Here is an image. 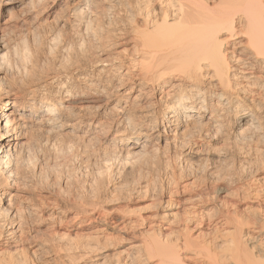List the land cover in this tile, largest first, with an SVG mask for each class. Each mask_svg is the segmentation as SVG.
<instances>
[{
	"label": "rangeland",
	"instance_id": "1",
	"mask_svg": "<svg viewBox=\"0 0 264 264\" xmlns=\"http://www.w3.org/2000/svg\"><path fill=\"white\" fill-rule=\"evenodd\" d=\"M137 1L88 0L86 6L75 0L42 5L25 0L0 9V77L3 83L13 82L21 98L8 114L11 119L20 112L19 122L27 124L18 152L24 172L18 174L17 187L24 200L13 197L10 203L19 211L13 218L0 217L3 231L17 221L16 243L3 249L1 259L10 255L18 264H159L162 250L184 238L180 226L190 214L188 225L202 223L198 242L189 245L202 250L198 260L215 256L220 264L264 262V123L261 129L233 125L232 107L242 95L234 91L216 104L223 113L216 129L205 126L209 111L187 127L165 129L168 88L154 83L141 92L133 86L142 68L131 39ZM167 1L147 7L165 8ZM74 9L82 10L77 21L71 17ZM209 83L203 76L201 91L211 100L216 90ZM63 86L81 95L74 108L58 101ZM33 88L38 100L50 98L68 111H60L52 124L42 120L43 113L35 117L23 105ZM93 91L102 108L78 102ZM127 92L130 98L125 99ZM94 114L96 125L90 123ZM142 132L147 135L143 147L118 145L119 137L135 140ZM227 210L243 221L247 235H241L240 249L230 236L223 237L222 228H215Z\"/></svg>",
	"mask_w": 264,
	"mask_h": 264
},
{
	"label": "bare ground",
	"instance_id": "2",
	"mask_svg": "<svg viewBox=\"0 0 264 264\" xmlns=\"http://www.w3.org/2000/svg\"><path fill=\"white\" fill-rule=\"evenodd\" d=\"M24 1L0 0V9L12 8ZM153 1L157 0H140L133 5V19L137 21L135 20L133 27L132 46L136 50V61L142 67L135 77L137 81L133 83V86H139L138 91L141 92L154 83L168 88L164 95L167 98L168 95L170 96V103L162 115L163 120L169 119L165 129L176 131L182 126L187 127L200 121L207 111L209 112H207L205 126L211 128L220 126L223 124V113L216 104L218 100L226 99L227 95L233 94L234 91L243 96L241 95V100L235 102L232 107L236 117L233 125L246 124L255 129L263 128L264 0H171L166 2L165 8L161 7L158 10L147 7ZM45 2L46 0H28L27 4L42 5ZM86 2L88 0H75V4ZM86 4L90 6V2ZM81 14L82 10L74 9L71 17L77 21ZM6 44L2 42L1 48L6 50ZM228 52L231 55V61L226 55ZM232 64H236L237 69L230 75L228 70ZM203 76L211 79L208 87L212 86L216 90L211 100L209 95H205L204 90L201 91V87H204L202 86ZM229 77L239 82L232 85ZM13 86V82L3 83L0 77V100H3L0 106V217L12 218L19 209L10 203L11 199L18 197L24 200V192L17 187L18 174L24 172L22 157H19L18 152L22 145L21 131L27 128V124L19 122L20 112H17L13 118H9L8 111L15 108L21 99L20 95L13 91ZM36 91V88H33L23 102L25 109L27 107L29 113L35 117L43 113L42 115L46 117L42 120L52 124L60 111L62 113L68 111L55 106L50 98L38 100ZM129 92L123 95L125 99L130 98ZM122 93L119 94L118 99H115L117 103L123 98ZM97 95V91L87 93L88 99L78 102L98 103L95 108H102L103 104L99 103ZM56 96L63 105L71 104V108H74L73 104L81 98L73 87L67 86L60 87ZM254 99L258 100L259 104H253ZM81 106L79 108L83 107ZM244 110L246 111L243 112ZM96 119L94 114L90 118V123L96 125ZM122 120L129 119L123 117ZM71 128L76 129L75 126ZM17 129L19 131L15 134ZM140 136L135 140L119 137L118 145L135 144L143 147L147 135L142 132ZM12 191H14L13 194ZM231 212L234 211L229 210L221 216L218 220L220 223L215 228H222L223 237L230 236V241L235 244V248L240 249L241 235L247 234L242 232V219L234 218ZM188 215L180 226L186 233L184 238L179 241L180 243L169 244L170 246L167 245L162 250L159 264H185L188 260L191 262L194 260L193 264H220L214 258L215 256L210 257L209 259H212L210 261L207 259L206 262L198 260L202 250L189 247L193 242L194 244L198 242L197 239L200 237L198 234L201 233L198 228L202 227V223L200 220L188 225L193 218L190 214ZM17 225V221H12L8 226L9 230H0L1 255L4 248L10 249L15 245ZM192 230L197 233L190 235ZM202 249L206 250L204 247ZM0 264H18V261L10 255L7 258L2 256Z\"/></svg>",
	"mask_w": 264,
	"mask_h": 264
}]
</instances>
